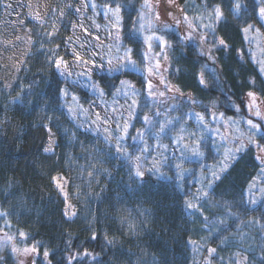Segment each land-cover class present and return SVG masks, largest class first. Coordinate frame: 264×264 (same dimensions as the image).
<instances>
[{"label":"trees","instance_id":"16d2710c","mask_svg":"<svg viewBox=\"0 0 264 264\" xmlns=\"http://www.w3.org/2000/svg\"><path fill=\"white\" fill-rule=\"evenodd\" d=\"M95 1L99 7L111 2V0ZM179 1L190 19L202 11L197 6L202 5L204 0ZM129 2L134 6H127ZM210 2L220 3L221 0H210ZM119 3L123 9L121 14L124 17L122 22L124 35L136 20L137 11L143 0H119ZM3 14L4 0H0V23ZM226 14L228 20L218 26V31L230 41L232 49L229 52L217 51L216 62L199 56L196 42L178 43V34L181 33L178 29L164 30L160 34L165 35L172 42L170 53L172 64L183 69L182 72L175 73L174 67L170 68L169 78L173 83L178 84L183 92L192 93L198 99L196 110L201 111L202 106L210 99L217 98L221 111L228 116L239 117L245 112L239 113L234 108L226 106V99L231 96L237 103L244 101L249 77L259 76L264 80V75L259 74L258 63L254 59L256 43L251 44L249 51L248 40L243 38L238 27L241 21L230 13L226 12ZM68 15L69 12H66L67 17ZM194 23L198 24L199 21L194 20ZM53 24L49 22L32 27V48L12 88H5V82L0 79V206L9 211L8 219L11 220V225H5L3 218H0V230L11 235L16 234L18 229L29 232L31 238L27 243L31 245L33 241H41V253L44 247L52 250L50 258L53 264H64V257L69 251L74 253L86 248L99 253L97 259L102 264H137L138 261L139 264H153V261L155 264H206L207 261L211 264H236L237 252L242 254L241 258L243 255L248 256V264H261L260 253L264 249V230L260 225L264 224V202L241 203L242 195L245 201L248 200L246 190L260 172L261 166L256 157L255 147L252 146L238 153L227 173L214 186L210 200L195 201L201 205L204 215L209 218L208 227L203 226L205 221L198 212L189 217L191 210L185 208L182 192L158 186L144 191L126 187L127 177L123 169L113 170L115 179L102 173L99 171L101 166L112 168V165L104 163V160L98 162L93 159L88 152L81 151L79 143L70 145L64 133V129L68 128L77 132L78 140L86 147L110 151L104 145L102 136L90 131L86 132L84 128H77L78 122L69 117L66 107L57 105L52 95L55 91V81L63 78L46 57L50 55L49 49L54 44L62 45L56 51L63 56L70 32L68 24L63 22L58 26L59 34L53 41L46 35V32L52 30ZM200 31L205 30L200 29ZM138 38L143 40L141 36ZM212 41L213 35L209 32L208 42L212 43ZM41 43L47 47L41 48ZM241 47L244 48L245 56L238 54L237 50ZM134 57L139 59L140 54L137 53ZM202 63L208 64L207 88L199 84L196 75ZM213 67L218 69L223 81V91L211 79L210 73ZM1 71L0 62V73ZM124 78L138 80L141 85L145 82L144 76L132 71L115 75L95 74V80L107 88L109 96H112V90ZM28 85L32 86L30 95H26ZM22 88L23 93H21ZM77 90L76 93L81 101L87 105L90 94L81 88ZM256 91L264 98V93H260L259 88ZM18 93L25 95L24 105L19 104L18 101L12 102L11 97H15ZM63 103L64 100L61 98L59 104ZM187 103L183 102L181 105ZM142 109L141 102L137 114L140 122ZM176 114L170 113L173 116ZM53 115L56 119L52 121L51 126L58 140L56 155L50 157L39 150L27 159H23V154L31 144L34 133L42 128L38 122L44 116ZM194 118L193 115L192 120ZM6 119L18 125L12 148L1 134ZM159 119H164L163 115ZM127 143L130 148L135 149L139 142L129 139ZM202 145V150L205 152L203 158L190 156L183 161L185 168L192 169L191 172L184 174L185 191L195 193L200 187L201 165L204 171L208 172L210 165L223 158L221 150L216 149L218 142L205 138L202 140ZM111 151L114 155V150ZM93 164L96 165L94 179L87 175V172L93 171L91 167ZM117 171L119 175H116ZM58 173L69 179L68 189L71 199L80 213L79 218L74 222H63L64 201L51 181V177ZM9 182L12 183L11 189H8ZM261 184L264 185V178ZM76 186H79V195ZM229 212L236 215H229ZM93 216L96 218L95 226L98 230H106L109 236L117 238L116 246L102 247L100 240L94 241L88 238L90 235L88 221ZM123 217L127 219L121 223ZM221 219L226 223H218ZM252 220L258 223H249ZM129 222L136 225L132 231L129 230ZM238 228L243 234V240L237 232ZM224 237L228 239L221 243ZM189 238L196 241V244L189 243ZM69 239L72 241L70 248L67 245ZM17 240L24 243L23 237L17 236ZM209 248H216L217 251L208 258ZM0 256L5 258L4 264H14L8 252L3 250Z\"/></svg>","mask_w":264,"mask_h":264},{"label":"snow or ice","instance_id":"6c2138e0","mask_svg":"<svg viewBox=\"0 0 264 264\" xmlns=\"http://www.w3.org/2000/svg\"><path fill=\"white\" fill-rule=\"evenodd\" d=\"M158 3L159 0H143L137 11L136 20L132 22L131 27L123 36L121 35V29L124 17L121 14L123 9L119 0H111L110 3L101 5L105 9V16L111 13L113 17V19L108 21L116 29L115 34L108 29V35L112 38L113 44L106 46L100 43L99 36H95L92 43H89L87 38H84V43H81L82 36L80 35L68 36L67 40L72 44L70 49L72 52L71 63L56 51L62 45L54 44L49 49L50 55L46 59L51 61L52 67L59 70V75L64 79H57L55 81V91L52 95L55 97L58 106L67 107V114L72 120H77L81 114L89 117L88 122L77 123V128H84L86 132L99 133L102 136L104 145L110 151L106 152L103 148L98 149L96 147L88 148L83 142L78 140L77 132L71 131L68 128L64 129L70 145L72 143H79L81 151L88 152L98 162L99 160H104V163L112 165V168L101 166L99 171L115 179L113 170L123 169L127 177L126 187H134L137 190L144 191L145 189L158 186L163 189L173 188L175 191L182 192L185 208L191 210L189 217L198 212L203 216L205 221L203 226L208 227L209 218L204 215L201 205L195 201L210 200L214 186L227 173L236 155L254 146L258 153L257 159L261 165H264V98L260 97V94L256 91L259 88L260 93H264V80H261L259 76H250L249 82L246 85L245 100L237 103L236 100L229 96L225 101L226 106L234 108L239 113L246 111L250 115H240L239 117L235 115L228 116L224 111L220 110L217 98L210 99L202 106L201 111H197L196 105H198V99L192 93L183 92L180 86L173 83V80L168 76V69L174 67L168 54L169 50L172 49V42L165 35H160L159 33L164 30H170L173 26L181 25L182 21L187 23V30L178 34L177 42L186 44L195 38L198 41V55L206 57L209 61L216 62L218 58L215 53L217 51L229 52L232 49L230 41L225 36L220 35L218 31V26L228 20L227 12L241 21L238 27L243 38L248 40L249 51H251V44L256 43L257 50L264 57V0H221L220 3H211L210 0H204L202 5L197 6L202 11L192 19L188 17L185 9L176 3V0H168V3L179 8L181 13L180 17L172 15L171 12L168 13V15L172 16V23H166L161 20L160 12L156 10L155 6ZM96 6L94 2L91 4L92 8ZM127 6L132 7L134 5L129 2ZM65 8H75V12L80 14L78 22L72 24L73 30L80 28L83 33H89V28L85 26V20L82 15L89 8V0H81L78 5H64L59 11L60 16L66 15ZM28 14L34 15L37 21L44 22V18L39 13L34 14L29 12ZM194 20H198L199 23H194ZM92 27L98 29L101 25L93 23ZM200 29H204L205 31H200ZM209 32L213 35L212 43L208 42ZM58 34L59 28L55 24H53L50 32H46V35L53 41ZM139 36H142L143 40H140ZM17 39L21 40L23 38L17 37ZM153 41L157 42L160 52L153 51ZM5 43H11V41H6ZM32 44V38L28 37L27 45L31 46ZM76 44H79L80 47L77 48ZM85 44H89V48L93 49L91 52L92 56L100 55L99 52L94 51L95 48L105 47L109 49L115 47L117 51H120L122 48L123 56L111 57V52H109L110 58L107 59V64H97L95 59L86 58L85 54L82 53L81 49H84ZM40 47L45 48L47 45L41 43ZM28 51H31L30 47ZM237 51L239 55L245 56L243 47ZM137 53L140 54L139 59L134 58ZM257 63L259 74L264 75V59H259ZM72 64H76L84 70L76 72L73 70ZM14 67H16L17 71L19 70V65H14ZM125 67H132L147 72L145 82L140 89V91L144 92L146 98L143 102V109L140 115L142 124L139 128L135 127L133 121L137 119L136 110L141 108V102L138 98L139 93L137 88L131 81L120 80L119 87H115L112 90L114 97L112 104L116 105L111 108L112 115H109L107 111H105L104 115L100 111L93 113L89 108H85L80 103V97L71 91L73 85L68 82V78L72 76L77 78L85 76L91 79L93 68H106L109 72H115ZM182 71L181 67H174L175 73ZM207 72L208 64L202 63L196 74L199 84L205 88L209 86V80L206 76ZM210 76L216 82L217 87L223 91V81L216 67L211 69ZM153 77L158 78L159 84L153 82ZM73 83H78V79L73 81ZM90 86L101 98L108 94L107 88L101 83L93 81ZM4 87L10 89L12 88V84L10 82L5 83ZM26 87L28 89L26 95H30L32 86L28 85ZM23 92L24 89L22 88L21 93ZM21 93H18L15 97H11L13 103L17 101L21 105L26 103L25 95ZM120 95L124 96L125 104H119V101L115 99L116 96ZM69 97L72 99V105L67 104ZM184 97H187L188 103L186 105L173 103L171 107L168 106L167 101L169 99L176 101L178 98ZM61 98L64 100L63 104H59ZM129 100L130 103L128 102ZM161 105L164 106L163 113L161 112ZM41 111H43V108H41ZM172 112L177 114L174 116L170 115ZM92 115L95 116L94 120L91 119ZM161 115L164 117L163 120L159 119ZM193 115L195 116L194 121L192 120ZM54 119H56L54 115L44 116L38 122L46 129L47 135V143L42 147V152L48 154L50 157L56 155L55 132L53 131V126H51ZM217 120H222L223 124L218 123L213 129L211 122ZM190 121L194 124L195 130H192ZM222 128L224 132L221 131ZM130 129H134L136 135H131ZM209 129L214 130L222 140H227L232 147L224 150L222 160L210 165L208 172L204 171L202 165L200 166V187L195 193L185 191L183 183L184 174L185 172H191L192 169L185 168L183 161L188 159L189 155L201 158L205 156V152L202 150V140L204 139L205 130ZM166 136L169 143H164ZM129 139L139 141L135 149L130 148L127 143ZM175 146H179L182 151H180L179 156H173L170 161L169 156L165 153ZM111 150H114V155ZM91 167L93 171L87 172V175L94 179L96 165L93 164ZM261 171L264 172V169H261ZM116 175H119L118 171ZM51 181L58 195L64 201L62 216L65 219L63 222H74L79 218L80 213L71 203V194L66 187L68 178H62L58 173L51 177ZM89 186H91V181H89ZM253 186L250 185L249 189L251 190ZM11 188L12 183L9 182L8 189ZM76 188L77 195H79V186H76ZM260 190L264 192V189ZM97 197L99 198V194H97ZM241 203L254 204L256 201L254 199L245 201L242 195ZM9 215V211L0 206V218H3L5 225H11V220L8 219ZM229 215L236 214L229 212ZM126 219V217L121 218V223H124ZM218 223L224 224L226 221L221 219ZM249 223H258V221L252 220ZM88 225L89 239L94 241L100 240L102 247L111 248L117 245L118 240L115 236H109L106 230H98L96 228L95 216L88 221ZM135 227V224L129 222L130 231ZM260 227L264 230V224H261ZM237 232L240 234V239L243 240L244 237L239 228ZM69 235L71 236V234ZM17 236L24 238L23 247L16 242ZM30 238V233L23 229H18L14 235L5 232L3 236H0V252L5 248L10 249L14 257V264H25L24 258L29 256L33 257L31 264H36L37 256H42L40 264H53V260L50 258L52 250L44 247L41 253L42 242L33 241L29 245L27 241ZM227 239V237H224L221 243H224ZM188 242L193 245L196 244V241H192L190 238ZM71 243L72 241L69 239L67 241L69 248L71 247ZM216 251V248L208 249L210 256ZM98 255L99 253L90 251L87 248L74 253L69 251L68 255L64 257V264H102L97 259ZM235 255L237 257L236 264H248L247 255H243L242 258L240 252L235 253ZM260 255L261 264H264V249L261 250ZM4 261L5 258L0 256V264H4ZM137 264H139V261ZM153 264H155V261H153ZM206 264H211V262L207 261Z\"/></svg>","mask_w":264,"mask_h":264},{"label":"rangeland","instance_id":"374dc122","mask_svg":"<svg viewBox=\"0 0 264 264\" xmlns=\"http://www.w3.org/2000/svg\"><path fill=\"white\" fill-rule=\"evenodd\" d=\"M80 2L81 0H4V14H3L2 21L0 23V62L2 63V71L0 73V79H2L5 83L10 82L12 85L17 79L20 73V70L23 67L24 62L28 54L30 53L28 49L29 47L32 48V45L31 46L27 45V38L28 37L32 38V30L29 31V29H32V27L36 24H48L49 22H53L58 28L59 25L65 22L66 24H68L69 29H70L68 36H75V35L82 36V39L80 41L81 43H84V38H87L89 43H92L94 40V37L99 36L100 43H103L106 46L113 44L112 38L108 35V29H110L113 34H115L116 32V29L108 23L110 19H113L112 14L108 13V15L105 16V9L103 7H99L96 4L95 0H89V8L82 13L84 20H85V26L89 28V33H91V35H89V33H83L82 29L80 28H76L75 30H73L72 24L78 22L79 15H80L75 12V8H65L66 10L65 12H69L68 17L66 15L65 16L59 15V11L61 8L64 7V5L66 4L78 5ZM93 2L97 5L95 8L91 7V4ZM176 3L182 8V5L179 0H176ZM8 5H10V7H8ZM155 6H156V10L160 12L161 20L166 23H172V16L168 15L169 12H171L172 15H175L177 17L181 16L180 9L170 5L168 3V0H159V3L156 4ZM29 12H32L34 14L39 13V15H41L44 18V22L41 23L37 21L34 18V15L28 14ZM93 23H98L101 25V27L98 29L93 28L92 27ZM187 28H188L187 23L182 21L181 25L173 26L172 29H178L180 32H184L187 30ZM121 35L123 36V29H121ZM17 37H22L23 39L18 40ZM6 41H11V43H5ZM190 42H196L198 44V41L195 38L191 40ZM71 47H72V44L67 40L63 56L65 57V59L69 60L70 63L72 62V52L70 50ZM76 47L79 48L80 45L76 44ZM81 51L83 54H85L86 58L95 59L97 64L104 63L105 65L107 64V59L110 58L108 55L109 52H111V57L123 56L122 48L120 49V51H117L115 47L111 49L107 47L95 48L94 51L99 52L100 53L99 56L91 55V52L93 51V49L89 48V44H85L84 49H81ZM153 51L157 53L160 52L159 47H157L156 41H153ZM170 53H171V50H169V53H168L169 56H170ZM254 59L256 61H258L259 59H264V57H262L260 52L257 50V44L254 47ZM14 65H19L18 71L16 67H14ZM72 68L76 72H81L84 70L83 68L78 67L76 64H72ZM169 70L170 68L168 69V76H169ZM126 71H132L135 74L142 75L144 76V79L147 76L146 71H141L139 69H135L132 67L120 68L118 71H115V72H109L106 70V68L105 69L93 68L92 70L93 74H92L91 79L85 76H81L79 78L72 76L68 78V82L69 84L73 85L71 91L75 92L77 96H78V94L76 93V91H78L77 88L84 89L90 94L91 97L87 105L83 104V102L80 99V103H82L85 108H89L90 111L93 113L95 111H100L101 114L104 115L105 111H107L109 115H112L111 108L113 106H116L112 104V101L114 99L113 95L112 96L106 95L105 97L101 98L99 94L90 85L93 81L97 82L95 80V74L106 73L110 75H115V74H124ZM77 79H78V83H73V81H76ZM123 80H129L136 86L137 91L139 93L138 98L140 102L143 103L146 97H145L144 92L140 91L142 85L139 83V81L131 79V78H124ZM153 82L156 84H159L158 78L153 77ZM117 87H119V85ZM161 90L163 89L161 88ZM115 99L119 101V104H125V98L123 95L116 96ZM128 102L130 103V100ZM183 102H188L187 97L178 98L176 101H173L171 99L167 101L169 107H171L173 103L181 104ZM72 103H73L72 99L71 97H69L67 100V104L72 105ZM160 107H161V112L163 113L164 106L161 105ZM137 114H138V109L136 110V115ZM244 115H250V114L245 111ZM91 119L94 120L95 116L92 115ZM255 119H259V118H255ZM137 120L138 119H135L133 121V124L135 125L136 128H139L142 124V121L140 122L139 120L138 121ZM194 120L195 118L193 119V121ZM74 121L78 123L88 122L89 117H86L83 114H81L78 117V119ZM189 123L192 127V130H195L194 124H192L191 121ZM211 123L214 129L218 123L223 124V121L217 120V121H212ZM242 123L244 122L242 121ZM245 127H246V124H245ZM221 131L224 132V129L222 128ZM229 131H231V129H229ZM17 132H18V125H16L15 122L9 119H6L3 122L1 134L4 138L8 140L9 146L11 148L14 147ZM130 133L131 135H136L134 129H130ZM95 134H97L98 136H101L99 133H95ZM205 138H211L213 142H218V145H217L218 147L216 146L215 147L217 150H221L223 154L226 148L232 147V145L227 140H222L220 136L214 130H211V129L205 130L204 139ZM57 141H58L57 135L55 133V145H57ZM132 141L139 142L136 140H132ZM46 143H47L46 129L42 127L34 133L31 144L29 145L28 148H26L23 154V159H27L32 154H34L36 151H39V150L42 151V147L45 146ZM164 143H169V140L164 139ZM180 151H182V149H180L179 146H175L174 148H172L170 151H168L165 154L169 156L171 160L173 156H179ZM257 154L258 153L256 149V157H257ZM190 156L192 155H189V157ZM30 160H32V158ZM260 166L261 168H260L259 175L250 184L254 186L251 188V190L249 189V187L246 190L247 191L246 198L248 200L254 199L256 201V203L254 204H257L259 202H264V192L260 190V189H264V185L261 184L264 178V172H262L261 169H264V165H261L260 163ZM60 176L62 178H67L63 174H60ZM66 187L67 188L69 187V179H68ZM71 203L75 206L72 199H71ZM4 233H5L4 231L0 230V236H3ZM16 242L20 244L21 247H23V244L18 242V240ZM4 251L8 252L10 257L14 260V257L12 253L10 252V249L5 248ZM209 256L210 255L208 254V258ZM24 259H25V264H31L33 257L29 256ZM41 259H42V256H37L36 264H40Z\"/></svg>","mask_w":264,"mask_h":264}]
</instances>
